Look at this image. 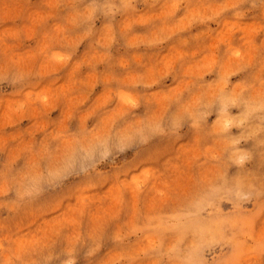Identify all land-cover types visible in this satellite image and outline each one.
Wrapping results in <instances>:
<instances>
[{
	"label": "rangeland",
	"instance_id": "374dc122",
	"mask_svg": "<svg viewBox=\"0 0 264 264\" xmlns=\"http://www.w3.org/2000/svg\"><path fill=\"white\" fill-rule=\"evenodd\" d=\"M0 264H264V0H0Z\"/></svg>",
	"mask_w": 264,
	"mask_h": 264
}]
</instances>
